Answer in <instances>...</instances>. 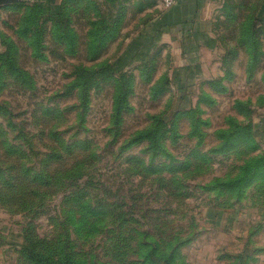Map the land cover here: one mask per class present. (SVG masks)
Listing matches in <instances>:
<instances>
[{"label":"rangeland","instance_id":"obj_1","mask_svg":"<svg viewBox=\"0 0 264 264\" xmlns=\"http://www.w3.org/2000/svg\"><path fill=\"white\" fill-rule=\"evenodd\" d=\"M224 4L0 8V264H264V0Z\"/></svg>","mask_w":264,"mask_h":264},{"label":"crops","instance_id":"obj_2","mask_svg":"<svg viewBox=\"0 0 264 264\" xmlns=\"http://www.w3.org/2000/svg\"><path fill=\"white\" fill-rule=\"evenodd\" d=\"M139 1L153 15L148 32L164 42L184 36L207 38L225 5V0H178L174 7L166 8L158 0Z\"/></svg>","mask_w":264,"mask_h":264},{"label":"built area","instance_id":"obj_3","mask_svg":"<svg viewBox=\"0 0 264 264\" xmlns=\"http://www.w3.org/2000/svg\"><path fill=\"white\" fill-rule=\"evenodd\" d=\"M158 1L161 2L166 8L174 7L178 3V0H158Z\"/></svg>","mask_w":264,"mask_h":264},{"label":"water","instance_id":"obj_4","mask_svg":"<svg viewBox=\"0 0 264 264\" xmlns=\"http://www.w3.org/2000/svg\"><path fill=\"white\" fill-rule=\"evenodd\" d=\"M20 0H0V8L18 3Z\"/></svg>","mask_w":264,"mask_h":264}]
</instances>
